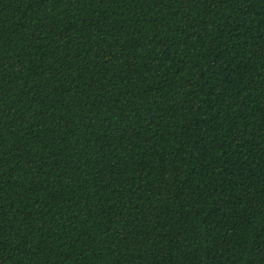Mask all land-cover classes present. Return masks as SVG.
I'll return each mask as SVG.
<instances>
[{
  "label": "trees",
  "instance_id": "1",
  "mask_svg": "<svg viewBox=\"0 0 264 264\" xmlns=\"http://www.w3.org/2000/svg\"><path fill=\"white\" fill-rule=\"evenodd\" d=\"M0 264H264V0H0Z\"/></svg>",
  "mask_w": 264,
  "mask_h": 264
}]
</instances>
